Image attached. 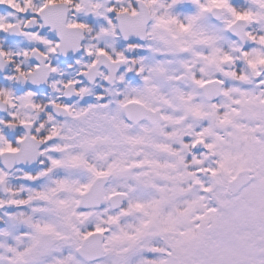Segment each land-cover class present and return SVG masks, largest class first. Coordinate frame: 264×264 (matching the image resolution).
<instances>
[{
    "label": "snow or ice",
    "instance_id": "1",
    "mask_svg": "<svg viewBox=\"0 0 264 264\" xmlns=\"http://www.w3.org/2000/svg\"><path fill=\"white\" fill-rule=\"evenodd\" d=\"M0 264H264V0H0Z\"/></svg>",
    "mask_w": 264,
    "mask_h": 264
}]
</instances>
